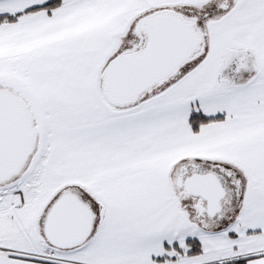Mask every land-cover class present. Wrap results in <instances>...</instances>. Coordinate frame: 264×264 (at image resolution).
Segmentation results:
<instances>
[{
  "label": "snow or ice",
  "instance_id": "6c2138e0",
  "mask_svg": "<svg viewBox=\"0 0 264 264\" xmlns=\"http://www.w3.org/2000/svg\"><path fill=\"white\" fill-rule=\"evenodd\" d=\"M0 264H264V0H0Z\"/></svg>",
  "mask_w": 264,
  "mask_h": 264
}]
</instances>
